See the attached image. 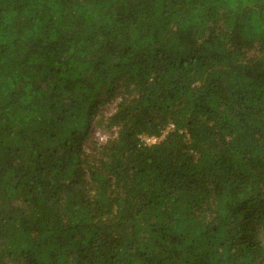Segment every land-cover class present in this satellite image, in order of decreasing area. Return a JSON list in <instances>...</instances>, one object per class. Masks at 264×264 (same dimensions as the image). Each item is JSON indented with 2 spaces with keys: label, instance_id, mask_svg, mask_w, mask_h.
<instances>
[{
  "label": "trees",
  "instance_id": "16d2710c",
  "mask_svg": "<svg viewBox=\"0 0 264 264\" xmlns=\"http://www.w3.org/2000/svg\"><path fill=\"white\" fill-rule=\"evenodd\" d=\"M0 264H264V0H0Z\"/></svg>",
  "mask_w": 264,
  "mask_h": 264
},
{
  "label": "rangeland",
  "instance_id": "374dc122",
  "mask_svg": "<svg viewBox=\"0 0 264 264\" xmlns=\"http://www.w3.org/2000/svg\"><path fill=\"white\" fill-rule=\"evenodd\" d=\"M113 110H114V105L105 106L100 112V114L104 116L105 118H107L113 113ZM110 135H111V132L103 131L102 128L97 127L95 124L92 129L91 139L98 144H105L108 141ZM145 141L147 142V144L152 145L160 141V139H156L153 137V138H146Z\"/></svg>",
  "mask_w": 264,
  "mask_h": 264
},
{
  "label": "built area",
  "instance_id": "2783aa9c",
  "mask_svg": "<svg viewBox=\"0 0 264 264\" xmlns=\"http://www.w3.org/2000/svg\"><path fill=\"white\" fill-rule=\"evenodd\" d=\"M152 138H153V137H152ZM145 139H146V138H145ZM145 139H144V140H145Z\"/></svg>",
  "mask_w": 264,
  "mask_h": 264
}]
</instances>
